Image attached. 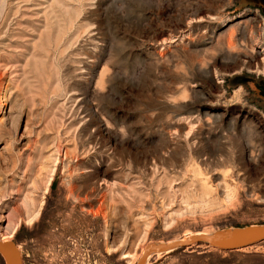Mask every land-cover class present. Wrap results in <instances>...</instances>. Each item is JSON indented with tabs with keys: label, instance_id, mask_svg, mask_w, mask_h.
Wrapping results in <instances>:
<instances>
[{
	"label": "rangeland",
	"instance_id": "374dc122",
	"mask_svg": "<svg viewBox=\"0 0 264 264\" xmlns=\"http://www.w3.org/2000/svg\"><path fill=\"white\" fill-rule=\"evenodd\" d=\"M262 83L250 0H0V240L22 264H135L264 224ZM146 264H264V240Z\"/></svg>",
	"mask_w": 264,
	"mask_h": 264
},
{
	"label": "water",
	"instance_id": "95a60500",
	"mask_svg": "<svg viewBox=\"0 0 264 264\" xmlns=\"http://www.w3.org/2000/svg\"><path fill=\"white\" fill-rule=\"evenodd\" d=\"M263 240L264 224L229 227L215 230L213 233L197 232L165 243H149L143 248V252L135 264H146L152 256L192 246L204 245L212 249L230 250L260 243ZM0 256L5 261V264H22V258L19 255L17 246L11 240H0Z\"/></svg>",
	"mask_w": 264,
	"mask_h": 264
},
{
	"label": "crops",
	"instance_id": "0c3cea01",
	"mask_svg": "<svg viewBox=\"0 0 264 264\" xmlns=\"http://www.w3.org/2000/svg\"><path fill=\"white\" fill-rule=\"evenodd\" d=\"M253 5H256L257 8L261 9L264 12V0H250Z\"/></svg>",
	"mask_w": 264,
	"mask_h": 264
},
{
	"label": "flooded vegetation",
	"instance_id": "af4514ba",
	"mask_svg": "<svg viewBox=\"0 0 264 264\" xmlns=\"http://www.w3.org/2000/svg\"><path fill=\"white\" fill-rule=\"evenodd\" d=\"M259 89V92L264 96V83H262V87H260Z\"/></svg>",
	"mask_w": 264,
	"mask_h": 264
},
{
	"label": "bare ground",
	"instance_id": "6f19581e",
	"mask_svg": "<svg viewBox=\"0 0 264 264\" xmlns=\"http://www.w3.org/2000/svg\"><path fill=\"white\" fill-rule=\"evenodd\" d=\"M203 233H205V232H203ZM190 234V233H189ZM191 235V234H190ZM188 236V235H187ZM186 237V236H185ZM3 240H8V239H6V238H3ZM159 255V254H158Z\"/></svg>",
	"mask_w": 264,
	"mask_h": 264
}]
</instances>
